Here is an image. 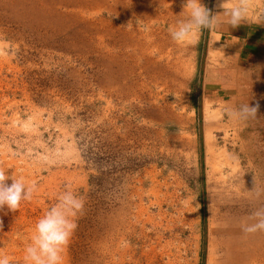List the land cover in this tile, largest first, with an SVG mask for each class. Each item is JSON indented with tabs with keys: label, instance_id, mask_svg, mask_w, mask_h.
<instances>
[{
	"label": "rangeland",
	"instance_id": "obj_1",
	"mask_svg": "<svg viewBox=\"0 0 264 264\" xmlns=\"http://www.w3.org/2000/svg\"><path fill=\"white\" fill-rule=\"evenodd\" d=\"M184 3L0 0V167L37 185L0 212L10 264L69 184L84 208L65 264H264V233L240 227L264 206V109L202 104L207 29L169 33Z\"/></svg>",
	"mask_w": 264,
	"mask_h": 264
},
{
	"label": "clouds",
	"instance_id": "obj_2",
	"mask_svg": "<svg viewBox=\"0 0 264 264\" xmlns=\"http://www.w3.org/2000/svg\"><path fill=\"white\" fill-rule=\"evenodd\" d=\"M256 0H218L222 12L213 13L203 0H185L183 11L174 26L169 27L172 40L178 45L197 42L203 30L210 32L223 27L238 28L256 19ZM264 19V16L260 17ZM238 55V53H237ZM227 118L238 122L258 119L259 104L251 106L241 103L238 107L225 110ZM11 181V183H9ZM37 190L35 183L28 184L23 177L17 178L0 167V212L16 213L24 202H30ZM259 198L262 193L254 187ZM83 200L72 186L66 185L57 202L36 222L29 243L24 249V264H65V252L77 228L75 218L83 211ZM247 235L264 233V206L255 208L241 224ZM2 228V221H0ZM0 264H10V258L0 254Z\"/></svg>",
	"mask_w": 264,
	"mask_h": 264
},
{
	"label": "crops",
	"instance_id": "obj_3",
	"mask_svg": "<svg viewBox=\"0 0 264 264\" xmlns=\"http://www.w3.org/2000/svg\"><path fill=\"white\" fill-rule=\"evenodd\" d=\"M214 4H216L214 2ZM223 10L213 6L212 12ZM264 14L238 28L206 30L203 44L202 79L199 83L202 104L225 102L231 108L241 103L259 104L264 109ZM238 53V55H237ZM259 93V99L252 96ZM250 95V96H249ZM249 98V99H248ZM263 107V108H262ZM256 122V121H255Z\"/></svg>",
	"mask_w": 264,
	"mask_h": 264
}]
</instances>
